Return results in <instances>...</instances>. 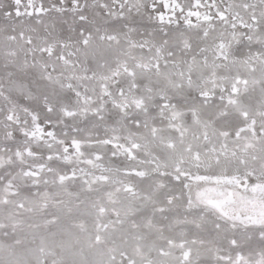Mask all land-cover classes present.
<instances>
[{
  "label": "snow or ice",
  "instance_id": "6c2138e0",
  "mask_svg": "<svg viewBox=\"0 0 264 264\" xmlns=\"http://www.w3.org/2000/svg\"><path fill=\"white\" fill-rule=\"evenodd\" d=\"M0 264H264V0H0Z\"/></svg>",
  "mask_w": 264,
  "mask_h": 264
}]
</instances>
